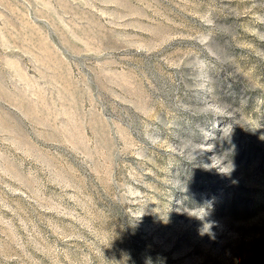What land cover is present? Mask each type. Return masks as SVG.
Returning a JSON list of instances; mask_svg holds the SVG:
<instances>
[{
	"label": "rangeland",
	"instance_id": "374dc122",
	"mask_svg": "<svg viewBox=\"0 0 264 264\" xmlns=\"http://www.w3.org/2000/svg\"><path fill=\"white\" fill-rule=\"evenodd\" d=\"M0 264H264V0H0Z\"/></svg>",
	"mask_w": 264,
	"mask_h": 264
}]
</instances>
